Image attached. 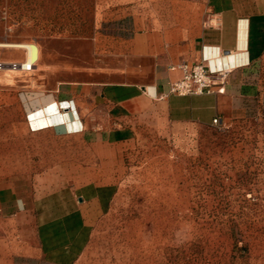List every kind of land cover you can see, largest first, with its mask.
I'll list each match as a JSON object with an SVG mask.
<instances>
[{
    "label": "rangeland",
    "instance_id": "obj_1",
    "mask_svg": "<svg viewBox=\"0 0 264 264\" xmlns=\"http://www.w3.org/2000/svg\"><path fill=\"white\" fill-rule=\"evenodd\" d=\"M238 2L264 11V0ZM131 6L123 0H0V43L39 50L32 70H10V63L26 60V50L0 46L6 64L0 69V149L5 133L21 128L2 122L9 87L49 92L73 81L125 79L119 70L132 66ZM223 94L228 98L215 117L221 122L128 132L124 168L90 217L76 264H264V54L230 77ZM105 127L116 125L99 118L87 123ZM13 169L12 175H25L26 168ZM49 169L43 191L62 189L61 172Z\"/></svg>",
    "mask_w": 264,
    "mask_h": 264
},
{
    "label": "crops",
    "instance_id": "obj_2",
    "mask_svg": "<svg viewBox=\"0 0 264 264\" xmlns=\"http://www.w3.org/2000/svg\"><path fill=\"white\" fill-rule=\"evenodd\" d=\"M123 2L132 3L135 14L132 66L119 70L125 79L73 81L49 92L9 87L2 122L10 130L21 128L5 133L0 149V264H76L86 247L88 221L124 168L128 132L210 123L221 113L228 98L223 93L170 92L180 65L204 62L230 78L264 54V11H249L238 0ZM52 101L57 112L45 114L43 106ZM95 118L116 127L87 128ZM13 168H26L25 175H12ZM44 168L61 172L62 189L43 191Z\"/></svg>",
    "mask_w": 264,
    "mask_h": 264
},
{
    "label": "built area",
    "instance_id": "obj_3",
    "mask_svg": "<svg viewBox=\"0 0 264 264\" xmlns=\"http://www.w3.org/2000/svg\"><path fill=\"white\" fill-rule=\"evenodd\" d=\"M0 69L2 68L0 67ZM180 69L181 76L170 84L171 93L184 96L210 94L214 92L223 93L225 91L224 83L227 77V71L215 73L204 62L194 64L185 62L180 65ZM213 121L214 123L221 122L219 118H214Z\"/></svg>",
    "mask_w": 264,
    "mask_h": 264
},
{
    "label": "bare ground",
    "instance_id": "obj_4",
    "mask_svg": "<svg viewBox=\"0 0 264 264\" xmlns=\"http://www.w3.org/2000/svg\"><path fill=\"white\" fill-rule=\"evenodd\" d=\"M0 46L17 47V48H23L26 50V55H27L26 60L24 62H21V63L13 62L14 65H12L13 63H10L11 65L9 64V66L7 67V68H10V70L11 69L12 70H19V69L20 70H30V69H33V66L36 65V61L38 60V56H39V50H38L36 45L31 44V43H5L4 42V43H0ZM0 64H1V66H0L1 68H3L6 65L4 62H0ZM43 109H44L43 112L45 114H49V115L53 114L54 112H57V110H58L57 105L54 103V101L44 105ZM41 111H42V109H41ZM70 115H72V114H70ZM65 120L66 119H64V121ZM70 120H72V119H70Z\"/></svg>",
    "mask_w": 264,
    "mask_h": 264
}]
</instances>
